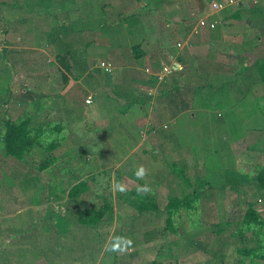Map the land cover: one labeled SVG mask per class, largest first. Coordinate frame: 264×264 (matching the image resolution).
I'll list each match as a JSON object with an SVG mask.
<instances>
[{
    "label": "crops",
    "instance_id": "obj_1",
    "mask_svg": "<svg viewBox=\"0 0 264 264\" xmlns=\"http://www.w3.org/2000/svg\"><path fill=\"white\" fill-rule=\"evenodd\" d=\"M201 19L215 28H199ZM0 112L4 122L29 119L33 133L58 132L53 156H78L83 140L100 136L123 142L124 159L186 149L197 170L218 151L223 169L207 172H237L243 184L229 189H246L253 170L264 169V0H0ZM0 146L7 164L17 161L5 155L1 135ZM47 146L31 149L49 153ZM221 184L216 189L227 188ZM261 192L252 208L264 221ZM66 200L44 203V215L36 205L38 220L25 206L5 211L0 264H78L73 235L108 236L102 222L73 224L69 211L50 209Z\"/></svg>",
    "mask_w": 264,
    "mask_h": 264
},
{
    "label": "rangeland",
    "instance_id": "obj_2",
    "mask_svg": "<svg viewBox=\"0 0 264 264\" xmlns=\"http://www.w3.org/2000/svg\"><path fill=\"white\" fill-rule=\"evenodd\" d=\"M159 118L160 115L155 117L157 120ZM3 123L4 120L0 118V135L4 131ZM159 124H165L164 120ZM40 130L32 136L39 144L53 145L52 153L31 147L21 160H12V164H7L0 153V163L5 161V168L0 167V227L5 224L4 219H1L5 211L10 212L18 208L25 210L27 207L34 213L31 220H38L35 214L36 205L43 204L40 206V215L49 213H45L44 203L49 200H66L69 189L83 183L88 191H80V194L73 198V203L67 199L60 205L50 206V209L53 207L55 211H69L67 213L71 215L68 217L65 213V219L79 224L78 218L82 212L89 209L101 210L102 206L108 205L103 219L108 216L110 222H100L104 227H109L108 236L102 238L87 235L88 237L78 238L73 235L75 242L79 241L72 255L78 264L263 263L257 256H243L244 250L257 249L261 247L260 243L264 244V236H261L260 231L263 228H254L259 233L256 238L247 232L251 227L244 221L247 208H254L259 204L262 192L257 184L250 183L246 189L238 192L231 191L229 185H226L227 188L216 189L224 180V176L222 172L207 171L218 169L224 164L216 157L218 151L208 152L211 156H206L203 168L197 170V165L189 158L183 157L186 149H178L177 155L173 154L171 158H166L160 149L159 152L150 153L147 150L143 155L137 153L132 155L134 157L124 159L119 156L123 142L103 140L99 135V140L94 137L83 140L81 145L84 151H80L78 156L75 152L71 156L66 151L63 155L53 156L60 142L58 132L52 128ZM159 143L161 141L152 143L155 150H158L155 144ZM173 144L179 145V141ZM180 145L182 146L181 141ZM216 146L223 149L226 143L219 140ZM122 151L124 152L123 149ZM224 158L225 167H229V157ZM44 161H52L53 165L48 170L39 171V166ZM140 166H144L148 172L142 180H138L135 175ZM253 172L254 178L258 171ZM116 182L126 185V194L114 189ZM144 184L152 188V193L143 197L137 196L136 189ZM194 192L198 194L192 195ZM184 195L190 197V208H183L174 214L171 227L167 229V216L163 210L170 198L183 199ZM149 207L157 208L158 211H140ZM46 223L52 225L51 220ZM60 224L57 225L60 227ZM75 227L83 229L78 225ZM114 237L130 239L133 243L129 251L122 254L106 251V245H110V238ZM28 240L29 243L34 242L31 237ZM39 246L40 244L36 247ZM31 257L33 258V255L30 253L29 259Z\"/></svg>",
    "mask_w": 264,
    "mask_h": 264
},
{
    "label": "trees",
    "instance_id": "obj_3",
    "mask_svg": "<svg viewBox=\"0 0 264 264\" xmlns=\"http://www.w3.org/2000/svg\"><path fill=\"white\" fill-rule=\"evenodd\" d=\"M4 131L1 135V142L3 143V148L5 155L7 157L13 158L15 160H21L23 155L35 144H39L35 138L32 136L33 130L30 129V121L29 119H21L16 122H12L11 120H6L3 123ZM54 146L49 144L46 147L47 152H52ZM52 165V161H44L39 166V171H43ZM181 176V175H180ZM244 176L240 175L237 172H229L226 171L224 175V184L232 185V186H240L243 184ZM252 182L257 184L260 190H264V169H260L256 176L252 179ZM233 192H238V189H232ZM80 191L87 192L86 185L80 183V186L74 187L70 191L71 197H77L80 194ZM198 193L194 192L192 195L196 196ZM190 197L188 195H184L183 199L179 197H172L169 199L167 206L164 208L163 212H165L166 218V228L170 229L172 223V217L174 214L179 212L181 209H189L190 208ZM107 205L103 206L101 210H88L84 211L80 214L78 220L81 225L84 226H94L100 223L103 219L104 213L107 210ZM154 211L157 212L158 209L151 207L142 208L140 211ZM245 224L250 226L251 228H263L264 221L260 220L258 217V213L253 210L252 207H248L244 216ZM253 252V253H252ZM256 255L258 258L264 259V247L259 248L257 251L252 249H246L243 252V256H250V254Z\"/></svg>",
    "mask_w": 264,
    "mask_h": 264
},
{
    "label": "clouds",
    "instance_id": "obj_4",
    "mask_svg": "<svg viewBox=\"0 0 264 264\" xmlns=\"http://www.w3.org/2000/svg\"><path fill=\"white\" fill-rule=\"evenodd\" d=\"M147 174V169H145L144 166H140L135 172L136 178L138 180L145 179ZM114 189L122 194H126L127 192L126 185H124L123 182H116L114 184ZM136 193L137 196L140 197L147 196L152 193V188L148 184H144L136 189ZM110 239L112 242L110 245H106V251L116 252L118 254H122L129 251L133 243L127 237H114Z\"/></svg>",
    "mask_w": 264,
    "mask_h": 264
},
{
    "label": "built area",
    "instance_id": "obj_5",
    "mask_svg": "<svg viewBox=\"0 0 264 264\" xmlns=\"http://www.w3.org/2000/svg\"><path fill=\"white\" fill-rule=\"evenodd\" d=\"M260 0H251L252 4H257ZM221 8L220 4H213L212 5V9L215 10H219ZM199 28H208V29H214L215 25L214 23H210L209 21H206V19H201L198 21L197 23ZM101 66L104 67V63H101ZM165 71H167V69H165ZM86 103H90V99L86 100Z\"/></svg>",
    "mask_w": 264,
    "mask_h": 264
}]
</instances>
